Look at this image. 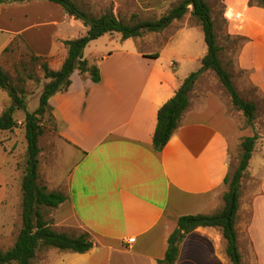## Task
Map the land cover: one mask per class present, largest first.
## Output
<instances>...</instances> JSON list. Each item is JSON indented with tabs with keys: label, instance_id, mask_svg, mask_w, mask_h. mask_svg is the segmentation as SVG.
I'll return each mask as SVG.
<instances>
[{
	"label": "crops",
	"instance_id": "crops-1",
	"mask_svg": "<svg viewBox=\"0 0 264 264\" xmlns=\"http://www.w3.org/2000/svg\"><path fill=\"white\" fill-rule=\"evenodd\" d=\"M74 1L95 16L112 13L120 19H141L164 3L180 2ZM216 1L218 11L211 7V14L222 63L241 95L253 90L246 99L257 103L259 95L264 97V7L250 0ZM184 18L153 35L145 50L138 37L110 34L116 45L84 54L98 65L100 82L75 70L70 88L50 98L58 142L74 158L66 184L55 182L51 171L52 185L45 184L67 196L55 208V225L83 229L93 247L85 253L43 249L37 254L40 264H158L181 216L222 209L225 180L237 168L248 135L230 112L231 97L212 70L198 79L190 106L164 149L153 148L160 107L202 66L208 50L202 26ZM87 29L51 1L6 2L0 11V57L19 41L58 70L68 54L63 41ZM10 104L7 95L1 98V112ZM255 154L242 178L236 222L244 264H264V153L257 165ZM60 157L65 156L60 152ZM1 190L0 183V195ZM132 237L135 241L128 243ZM176 264H231L222 230L199 227L189 233Z\"/></svg>",
	"mask_w": 264,
	"mask_h": 264
},
{
	"label": "trees",
	"instance_id": "trees-1",
	"mask_svg": "<svg viewBox=\"0 0 264 264\" xmlns=\"http://www.w3.org/2000/svg\"><path fill=\"white\" fill-rule=\"evenodd\" d=\"M24 1L31 0H0V11L3 3ZM47 1L61 5L68 15L82 20L88 29L80 37L63 41L68 49V54L60 69L50 68L45 57L36 55V59L43 58L45 60L42 62L41 68L48 81L40 96L39 107L34 112L27 110L24 92H20L17 86L12 85L11 77L0 65V88L7 91L12 100L11 104L0 114V131H12L18 128L20 123L15 118V113L17 110H23L25 111L27 142L25 169L21 181L22 227L14 245L6 250L0 249V264H33L38 252L42 249L55 248L61 251L85 253L93 247V241L88 232L75 236L58 231L52 226L46 218L45 212L48 208H58L65 203L67 196L60 191H50L46 185L39 182L40 137L45 133L43 119L47 114H49L56 130L50 98L55 93L65 92L70 88L71 76L75 70H79L82 74H89L95 82L101 80L98 65L91 64L89 59L84 56V50L90 42L113 33H120L122 39L126 40L142 36L146 32H161L175 20L183 19L189 12L196 23L202 26L208 47L207 53L202 59V66L190 73L175 95L160 107L153 137V148L156 152H161L164 149L179 127L184 112L190 106L191 93L200 76L207 70H212L216 74L231 97L233 106L243 113L249 126L254 127L257 117V103L247 100L241 95L235 86L233 75L222 63V48L218 43L211 7L207 0H180L176 6L169 9L159 19L140 20L134 24L126 23L112 13L95 16L80 7L74 0ZM250 2L264 7V0H250ZM10 46L11 44L5 48L4 52H7ZM258 139L257 133L243 137L239 165L225 180L228 189L223 195L222 209L212 214L181 216L177 229L168 239L165 257L160 259L158 264H176L183 240L199 227L221 229L226 241V254L230 263L244 264L238 244L236 222L240 208L242 178L249 167Z\"/></svg>",
	"mask_w": 264,
	"mask_h": 264
},
{
	"label": "rangeland",
	"instance_id": "rangeland-1",
	"mask_svg": "<svg viewBox=\"0 0 264 264\" xmlns=\"http://www.w3.org/2000/svg\"><path fill=\"white\" fill-rule=\"evenodd\" d=\"M207 1L214 12L218 11H215L214 4H217L216 0ZM176 4L178 3H164L161 7H159V9H157V11L152 14L143 15L141 19L136 16L124 17L121 19L130 24H134L140 20H156L165 14L169 9L176 6ZM250 4L253 5L256 3L252 4V2H250ZM190 9H192L191 6ZM186 17H190V22H196L190 12L185 15L184 19H186ZM71 30L73 32H77V28ZM156 34L157 32H146L142 36L136 38L140 49H147L148 42L152 40L153 38L151 37ZM111 35L113 38L121 37L120 33H113ZM111 35L106 34L90 42L84 50V54L90 57L93 50L107 51L112 48L116 44L115 41L111 40ZM159 41L161 40L159 39ZM129 44H131V42H129ZM35 57L36 54H34V52H32V50L27 46L20 44L19 41L12 42L10 49L7 52H4L0 57V65L11 77L12 85L17 86L20 92H24L27 110L30 112H34L39 107L40 96L44 85L48 81L45 79L44 71L41 68L42 62L47 59H36ZM253 93V90H251V93L246 92L242 96L246 99L254 96ZM5 95H7L9 100L12 101L8 92L0 88V99L3 97L5 98ZM257 104L258 111L254 127L247 124L242 112L236 109L233 104L229 106L230 112H232L238 119L244 135H254L255 133L259 135L255 149L256 154L253 159L255 165H257L256 162H258V156L263 155L262 153H264V97L259 95ZM15 118L20 123L18 128L12 131H0V183L2 187V195H0V249L3 250H6L14 245L17 235L22 227L21 181L25 169L27 150L25 137V111L17 110ZM43 123L45 124V133L40 137L41 153L39 182L42 185H52L48 178L51 171L52 179L55 182H63L66 184L70 169L74 164V158L70 153H66L62 146H60L56 130L53 127V122L51 121L49 114H47L43 119ZM60 152L65 157L61 158ZM54 154L57 156L56 162H54ZM240 156L241 152L236 158V167L239 165ZM262 162L264 165V159H262ZM262 172L264 173V169ZM246 179L248 186L249 178ZM48 190H51V188L49 187ZM54 211L55 208H48L45 213L46 218L58 231L67 232L75 236L86 232L83 229H67L61 226L57 227L55 225L56 219L54 218ZM40 262V258L37 257L34 263L40 264Z\"/></svg>",
	"mask_w": 264,
	"mask_h": 264
},
{
	"label": "built area",
	"instance_id": "built-area-1",
	"mask_svg": "<svg viewBox=\"0 0 264 264\" xmlns=\"http://www.w3.org/2000/svg\"><path fill=\"white\" fill-rule=\"evenodd\" d=\"M239 16H240L239 14L236 15L237 18H238ZM134 241H135V238H134V237L128 239V243H132V242H134Z\"/></svg>",
	"mask_w": 264,
	"mask_h": 264
}]
</instances>
